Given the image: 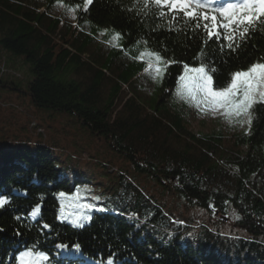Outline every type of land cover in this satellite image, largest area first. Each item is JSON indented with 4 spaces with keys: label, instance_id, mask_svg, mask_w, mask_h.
I'll list each match as a JSON object with an SVG mask.
<instances>
[{
    "label": "trees",
    "instance_id": "trees-1",
    "mask_svg": "<svg viewBox=\"0 0 264 264\" xmlns=\"http://www.w3.org/2000/svg\"><path fill=\"white\" fill-rule=\"evenodd\" d=\"M42 1L0 0V44L32 72L24 91L36 107L74 114L127 167L101 163L120 169L106 178L108 203L81 227L60 220L57 209L60 190H71V177L85 181L82 172H65L46 143L0 146V197L9 201L0 207V263L33 248L51 264H264V104L253 107L251 127L227 135L194 132L178 111L158 106L184 63L210 65L223 86L231 72L264 59V26L232 51L222 36L209 40L194 24L181 20L170 30L143 0H92L87 8L84 0ZM57 1L72 5L75 18L55 15ZM115 33L120 38L112 41ZM145 49L176 61L163 76L160 100L134 88L146 66L136 57ZM171 194L224 220L231 210L245 234L198 222L168 202Z\"/></svg>",
    "mask_w": 264,
    "mask_h": 264
},
{
    "label": "rangeland",
    "instance_id": "rangeland-1",
    "mask_svg": "<svg viewBox=\"0 0 264 264\" xmlns=\"http://www.w3.org/2000/svg\"><path fill=\"white\" fill-rule=\"evenodd\" d=\"M46 2L47 0L42 1V3ZM66 3L57 1L52 9L55 15L68 20L74 19V7L67 6ZM102 30L106 31L107 28H102ZM13 57L11 52L5 50L0 44V64L5 62V69L7 68L5 72L0 71V77L3 78L1 79L3 82L0 81V146L14 147L23 144L35 146L38 143H46L53 149L65 172L70 175L74 172H82L86 178L85 181L78 182L71 177V190H60L59 194L64 193L65 196L59 195L57 216L60 220L71 224H74L73 221L78 218H80V224L87 222L89 219L82 217H91L94 210L104 207L103 202L108 203L104 190L106 178L120 169L116 167H127V164L114 153L103 136L92 133L80 123L74 114L36 107L30 95L24 91L28 89L27 80L32 77V72L27 64H22L21 59ZM182 74L183 70L180 75ZM141 75L135 78L134 88L143 94L142 97L148 100L149 98L155 100L162 98L163 78L157 79L152 72L145 70ZM178 78L166 97L163 100L159 99L158 106L161 109L178 111L183 126L194 132H220L226 135L248 129L247 124L230 123L222 114L202 112L194 103L182 99L177 93ZM11 81L18 83L19 88H14ZM251 111L253 113V110ZM39 127L43 129L39 130ZM101 163L116 166L112 168L115 171L111 172L110 168L100 167ZM124 169L129 170L145 189L159 192L158 186H154L148 177L136 173L132 168ZM106 170L110 172L106 173ZM77 193L79 194L78 199H73ZM167 200L172 203V206L183 209L188 216L198 218V222L207 223L224 234L242 236L246 232L243 227L239 226L236 221L237 217L231 210L225 212L223 217L226 220H224L218 217L221 216L220 213L213 212L207 207L187 203L180 196L171 194ZM85 203H91L95 207L89 209L79 206Z\"/></svg>",
    "mask_w": 264,
    "mask_h": 264
},
{
    "label": "snow or ice",
    "instance_id": "snow-or-ice-1",
    "mask_svg": "<svg viewBox=\"0 0 264 264\" xmlns=\"http://www.w3.org/2000/svg\"><path fill=\"white\" fill-rule=\"evenodd\" d=\"M92 0H84L87 8ZM145 7L154 5L161 18H167L169 29L172 30L178 21L194 24L196 29L203 28L208 39L223 37L227 47L237 51L240 42L244 41L249 33L258 26H264V0H143ZM120 33L113 35L117 41ZM204 56L203 51L200 54ZM149 58L146 72H152L154 77L162 79L168 67L176 63L166 59L159 52L145 49L137 59ZM216 69L201 62L196 66L183 64V74L179 76L177 93L180 97L195 106L202 112L220 113L230 123L237 122L251 127L254 119L252 109L257 104H264V59L249 64L229 74V80L223 86H216L213 73ZM61 197L64 193L59 194ZM75 194L73 199H78ZM9 203L5 197H0V207ZM83 208L95 207L91 203L79 205ZM37 206L33 214L38 210ZM83 219H90L84 216ZM18 219V218H17ZM79 219L73 223L83 226ZM45 227H50L45 225ZM34 247V246H33ZM57 247L65 248L66 245ZM79 248V245H74ZM21 264H41L49 259L43 251H34L28 248L19 254Z\"/></svg>",
    "mask_w": 264,
    "mask_h": 264
}]
</instances>
